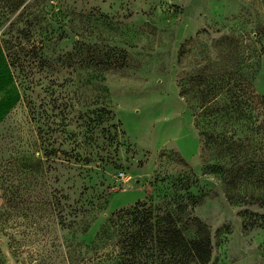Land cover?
Listing matches in <instances>:
<instances>
[{"label": "rangeland", "instance_id": "obj_1", "mask_svg": "<svg viewBox=\"0 0 264 264\" xmlns=\"http://www.w3.org/2000/svg\"><path fill=\"white\" fill-rule=\"evenodd\" d=\"M254 96L264 0H0V264H200L154 239L168 213L208 264H264V204L224 195L264 186L219 152Z\"/></svg>", "mask_w": 264, "mask_h": 264}, {"label": "trees", "instance_id": "obj_2", "mask_svg": "<svg viewBox=\"0 0 264 264\" xmlns=\"http://www.w3.org/2000/svg\"><path fill=\"white\" fill-rule=\"evenodd\" d=\"M234 101L235 105L230 107V111L236 112V115H239L241 110H239L240 103L238 98L234 97ZM252 103H258L261 108L264 109V97H252L249 103V112H252ZM233 131L234 130L230 129L225 133V137H228L232 142L227 144V146L222 148L219 152H224L223 155H226L227 152H233L229 157L235 160L234 162L241 161L246 167L245 169H238L241 170L238 173H236L238 170H235V172L227 178V182L235 186L240 180L249 179L258 185L264 186V119L258 122L255 120L250 121L245 136L235 141L233 140ZM222 133L224 134V132ZM204 137L205 141L202 145L203 148L206 147L208 140L211 138L206 134H204ZM217 137L219 136L217 135ZM224 195L229 203L239 200L242 202H257L258 204H264V198H261L259 195H241L235 192H225ZM143 205V203L137 202L129 209L119 210L115 213L116 217L129 216L133 223L135 222L136 225L142 226L141 229L144 230V234H141L138 238L141 246L146 245L148 240L151 239V228L157 223L156 220H152L153 216L150 211L142 208ZM165 217H167L168 220L166 219L163 224L164 226H162L164 233L155 235L154 239L159 242L162 247H166L170 250H178L182 254L190 256V258L200 264H208L211 258V242L208 234L204 232V225L193 218L197 226V231L200 234L193 238H186L176 225V222L171 218V214L168 213Z\"/></svg>", "mask_w": 264, "mask_h": 264}, {"label": "built area", "instance_id": "obj_3", "mask_svg": "<svg viewBox=\"0 0 264 264\" xmlns=\"http://www.w3.org/2000/svg\"><path fill=\"white\" fill-rule=\"evenodd\" d=\"M123 174L122 173H119V176L121 177Z\"/></svg>", "mask_w": 264, "mask_h": 264}]
</instances>
